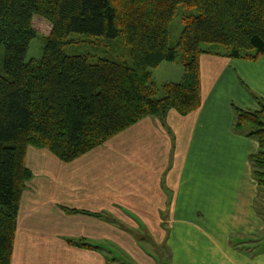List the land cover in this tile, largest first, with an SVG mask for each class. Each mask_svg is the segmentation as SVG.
Wrapping results in <instances>:
<instances>
[{"label": "crops", "instance_id": "obj_1", "mask_svg": "<svg viewBox=\"0 0 264 264\" xmlns=\"http://www.w3.org/2000/svg\"><path fill=\"white\" fill-rule=\"evenodd\" d=\"M200 63L188 115L146 116L70 162L28 147L11 264H264L259 143L233 128V104L261 109L264 54Z\"/></svg>", "mask_w": 264, "mask_h": 264}, {"label": "trees", "instance_id": "obj_2", "mask_svg": "<svg viewBox=\"0 0 264 264\" xmlns=\"http://www.w3.org/2000/svg\"><path fill=\"white\" fill-rule=\"evenodd\" d=\"M180 8L183 30L173 46L170 25ZM74 32L122 37L129 57L66 54ZM38 34L44 54L27 61ZM1 46L0 264H11L21 198L33 175L28 147L70 162L146 116L196 111L203 54L250 61L264 54V0H0ZM165 62L179 63L183 75L159 85L153 70ZM256 98L259 110L233 104V128L259 143L250 162L264 221V100ZM69 242L98 248L83 238Z\"/></svg>", "mask_w": 264, "mask_h": 264}, {"label": "rangeland", "instance_id": "obj_3", "mask_svg": "<svg viewBox=\"0 0 264 264\" xmlns=\"http://www.w3.org/2000/svg\"><path fill=\"white\" fill-rule=\"evenodd\" d=\"M185 9H179V15L172 21L170 25L171 45H176L182 30L183 22L181 20L182 14ZM71 43L65 46V53L69 55H88L93 59H98L100 57L113 58L118 54L125 55L129 57L130 49L126 47L122 42V37L115 39H109L105 37H92L86 33L74 32L69 35ZM46 41L44 35L38 34L32 41L30 48L27 53L26 60L40 59L45 50ZM3 62H4V47H0V73L3 72ZM153 73L155 75L156 81L159 85L174 81L177 82L181 79L183 75L182 66L176 62H165L159 68L154 69ZM140 236V235H139ZM145 234L143 235V237ZM141 243V242H140ZM153 248V247H152ZM156 249V248H153ZM118 255H123L121 251L117 252ZM134 261V260H132Z\"/></svg>", "mask_w": 264, "mask_h": 264}]
</instances>
